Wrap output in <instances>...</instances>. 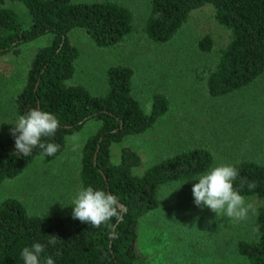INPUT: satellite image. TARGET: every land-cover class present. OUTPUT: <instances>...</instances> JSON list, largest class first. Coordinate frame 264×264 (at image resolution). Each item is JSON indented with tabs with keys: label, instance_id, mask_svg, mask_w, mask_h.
Returning a JSON list of instances; mask_svg holds the SVG:
<instances>
[{
	"label": "trees",
	"instance_id": "obj_1",
	"mask_svg": "<svg viewBox=\"0 0 264 264\" xmlns=\"http://www.w3.org/2000/svg\"><path fill=\"white\" fill-rule=\"evenodd\" d=\"M6 1L20 2L28 12L24 26L18 15L3 7ZM211 5L215 21L230 31V40L221 50L215 69L205 86L211 97L236 92L264 74V0H150L144 24L149 40L165 43L187 21L190 13ZM133 16L128 8L110 1L75 2L73 0H0V56L41 36L51 40L37 51L29 64L25 83L16 94V119L32 108L54 114L59 127L42 142L59 145L54 156H43L36 148L30 156L15 149L14 137L0 136V185L22 174L25 164L41 157L54 160L65 146L66 137L87 122L99 127L82 147L79 180L81 187L91 186L118 198L119 216L99 228L72 218L30 214L15 198L0 203V264H23L21 252L34 243L44 245V257L55 264H150L139 249L140 221L160 204L159 192L176 182H189L213 166L212 154L204 148H193L167 156L141 173L139 154L123 142L151 128L168 110L162 94L152 97L145 113L131 93L133 70L114 65L105 73L106 92L93 95L81 85H69L75 73L79 50L70 34L82 31L98 47L119 44L132 28ZM198 46L212 49L205 36ZM121 145L119 156L112 161L113 146ZM239 172L234 188L245 199L259 202L256 208L257 239L239 241L238 252L249 264H264V164L243 160L232 163ZM254 182L255 187L248 188ZM56 236L55 245L49 243Z\"/></svg>",
	"mask_w": 264,
	"mask_h": 264
},
{
	"label": "rangeland",
	"instance_id": "obj_2",
	"mask_svg": "<svg viewBox=\"0 0 264 264\" xmlns=\"http://www.w3.org/2000/svg\"><path fill=\"white\" fill-rule=\"evenodd\" d=\"M73 1L117 3L129 9L133 22L131 32L112 47H98L82 31L72 32L70 41L79 50V57L68 84L103 95L106 70L125 65L134 72L131 93L145 113L150 111L153 95L162 94L168 101L167 112L151 128L123 142L141 158L137 173L167 156L193 148L208 150L213 156L212 167L243 160L264 164V74L233 93L211 97L207 92L206 79L231 37L230 31L215 21L211 5L192 11L172 39L155 43L144 32L150 0ZM3 7L12 9L24 26L29 24L28 12L20 2L6 1ZM205 36L212 40L210 51L198 46ZM50 40V35L41 36L21 45L16 53L0 56L1 137L15 127V96L25 83L33 57ZM98 127L97 122L89 121L67 136L63 152L54 160L39 157L26 163L21 175L0 185V203L15 198L30 214L45 217L72 213V202L82 189V147ZM120 148L113 146V162ZM196 178L162 188L159 207L140 221V252L150 264H249L237 247L239 241L257 239V211L237 221L196 206L191 191L198 182ZM246 202L255 209L259 205L254 198Z\"/></svg>",
	"mask_w": 264,
	"mask_h": 264
},
{
	"label": "clouds",
	"instance_id": "obj_3",
	"mask_svg": "<svg viewBox=\"0 0 264 264\" xmlns=\"http://www.w3.org/2000/svg\"><path fill=\"white\" fill-rule=\"evenodd\" d=\"M58 127L59 121L54 114L32 108L18 117L10 134L14 137L15 149L19 154L30 156L34 149L39 148L43 156L50 157L57 153L59 145L42 142V138L54 136ZM238 176L239 172L232 164H219L199 175L196 178L198 182L191 189L195 205L207 207L215 215H226L237 221L247 219L249 212L255 214L254 205L247 203L233 186ZM254 187V182L248 183L249 189ZM118 216V198L102 189L84 187L77 192L72 202V218L88 223L93 228H99ZM57 239L56 236H50L49 243L55 245ZM44 250L41 243L24 247L21 252L23 264H41ZM43 264H55V261L50 256L44 257Z\"/></svg>",
	"mask_w": 264,
	"mask_h": 264
},
{
	"label": "water",
	"instance_id": "obj_4",
	"mask_svg": "<svg viewBox=\"0 0 264 264\" xmlns=\"http://www.w3.org/2000/svg\"><path fill=\"white\" fill-rule=\"evenodd\" d=\"M118 207H119L121 210H123V207H122L121 205H118Z\"/></svg>",
	"mask_w": 264,
	"mask_h": 264
}]
</instances>
